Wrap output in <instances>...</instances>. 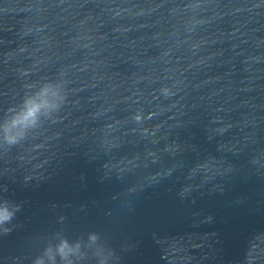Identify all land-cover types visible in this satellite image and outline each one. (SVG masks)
I'll list each match as a JSON object with an SVG mask.
<instances>
[{
  "label": "water",
  "instance_id": "obj_1",
  "mask_svg": "<svg viewBox=\"0 0 264 264\" xmlns=\"http://www.w3.org/2000/svg\"><path fill=\"white\" fill-rule=\"evenodd\" d=\"M57 74L60 111L8 149ZM5 198L0 264L93 232L119 264H264V0H0Z\"/></svg>",
  "mask_w": 264,
  "mask_h": 264
},
{
  "label": "clouds",
  "instance_id": "obj_2",
  "mask_svg": "<svg viewBox=\"0 0 264 264\" xmlns=\"http://www.w3.org/2000/svg\"><path fill=\"white\" fill-rule=\"evenodd\" d=\"M57 80L44 79L38 88L27 87L20 103L8 110L4 126V145L11 149L21 145L30 135L42 127L45 121L53 119L66 100L67 81L60 75ZM6 191V189H5ZM21 210L19 204L9 199L0 200V226L3 234L11 232L8 227ZM119 264L120 258L98 233H89L85 238L77 237L69 241L66 237L44 250L42 256L35 258L33 264Z\"/></svg>",
  "mask_w": 264,
  "mask_h": 264
}]
</instances>
